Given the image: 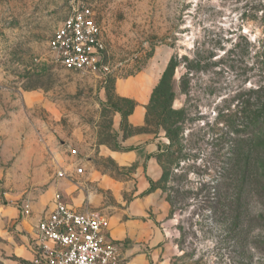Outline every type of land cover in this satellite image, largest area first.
I'll list each match as a JSON object with an SVG mask.
<instances>
[{
	"label": "rangeland",
	"instance_id": "1",
	"mask_svg": "<svg viewBox=\"0 0 264 264\" xmlns=\"http://www.w3.org/2000/svg\"><path fill=\"white\" fill-rule=\"evenodd\" d=\"M79 1L102 29L111 70L101 77L63 69L48 47ZM171 57L172 98L159 85ZM140 72L153 75L145 125L121 128L158 141V264H264V126L241 135L264 111V0H0V264L56 192L108 217L141 194L139 163L101 150L118 146L116 115L134 103L115 80ZM134 86L120 89L143 96ZM170 107L171 136L160 121ZM70 162L84 172L57 177Z\"/></svg>",
	"mask_w": 264,
	"mask_h": 264
},
{
	"label": "built area",
	"instance_id": "2",
	"mask_svg": "<svg viewBox=\"0 0 264 264\" xmlns=\"http://www.w3.org/2000/svg\"><path fill=\"white\" fill-rule=\"evenodd\" d=\"M48 47L58 64L66 70L103 76L110 72L102 29L89 4L78 2L56 27ZM77 156V148H69ZM71 168V169H70ZM83 167L58 163L59 178L83 173ZM40 218L32 236V257L19 264H118V245L106 237L108 217L100 210H75L59 199Z\"/></svg>",
	"mask_w": 264,
	"mask_h": 264
},
{
	"label": "crops",
	"instance_id": "3",
	"mask_svg": "<svg viewBox=\"0 0 264 264\" xmlns=\"http://www.w3.org/2000/svg\"><path fill=\"white\" fill-rule=\"evenodd\" d=\"M123 80H115L116 91L120 96L134 101L130 112L125 116V122L129 126L140 128L145 125L146 106L153 85V75L140 72ZM127 84L135 85L134 87L140 86L143 96H138L136 91L122 92L120 87L127 86ZM115 124L118 129V146L114 149L101 150L112 157L121 167L139 163L134 176L141 189V194L130 202L123 213L114 217H108L104 213L109 220L106 237L118 245L120 254L118 264H150L151 260L158 264V243L163 239V233L158 226V210L155 211L153 206L155 203L152 197L153 191H147L150 187V181L156 180L159 174V167L154 158L158 152V141L149 137L144 138L143 136L148 134L145 132L124 136L120 112L116 115ZM54 205L55 199L53 197L52 207L40 218L46 216ZM71 207L78 211L84 210ZM39 219L35 221L32 231L20 235L21 244H15L12 247L15 258L5 259V264H19V262L32 257V236ZM21 225L23 227L22 220L18 222L17 226L21 228Z\"/></svg>",
	"mask_w": 264,
	"mask_h": 264
},
{
	"label": "trees",
	"instance_id": "4",
	"mask_svg": "<svg viewBox=\"0 0 264 264\" xmlns=\"http://www.w3.org/2000/svg\"><path fill=\"white\" fill-rule=\"evenodd\" d=\"M176 62L174 57H171L163 75L162 78L160 80L159 85L161 86H166L167 87V91H169V94L171 95L170 97L172 98V92L170 93V90L172 89V87L174 86L175 83V79L174 77V71L176 69ZM182 76H180L179 79H181ZM181 89V88H180ZM255 92L258 94L257 99L258 101H261V98H264V84L259 85L256 89ZM131 108L126 111V112H121V121L124 122L125 124H127L125 122V116L130 112ZM177 111L172 109L171 107L168 109V113L166 112V115L161 118V122L162 124L165 126V129L169 135L171 136V126H175L177 124V122L180 121V119H175L176 118V113ZM161 114H164V112H162ZM174 114V116H173ZM169 121V122H168ZM121 122V123H122ZM264 126V111L261 108H258L256 111H253L251 118L249 119V122L247 124L243 125V131L241 133V135H252L255 133H258L261 131V129ZM159 150V147H158ZM150 183H152V181H150ZM150 188H148L147 191H149ZM146 191V192H147Z\"/></svg>",
	"mask_w": 264,
	"mask_h": 264
}]
</instances>
